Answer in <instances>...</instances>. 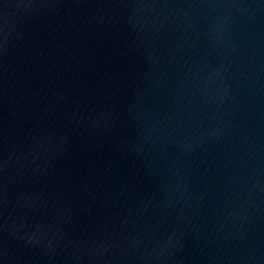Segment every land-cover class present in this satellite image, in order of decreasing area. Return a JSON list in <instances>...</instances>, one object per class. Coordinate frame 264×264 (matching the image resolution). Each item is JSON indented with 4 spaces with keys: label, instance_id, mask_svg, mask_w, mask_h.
I'll use <instances>...</instances> for the list:
<instances>
[{
    "label": "water",
    "instance_id": "1",
    "mask_svg": "<svg viewBox=\"0 0 264 264\" xmlns=\"http://www.w3.org/2000/svg\"><path fill=\"white\" fill-rule=\"evenodd\" d=\"M0 264H264V0H0Z\"/></svg>",
    "mask_w": 264,
    "mask_h": 264
}]
</instances>
